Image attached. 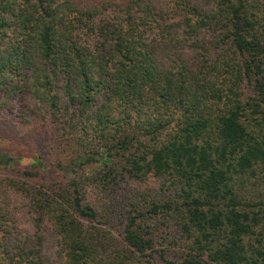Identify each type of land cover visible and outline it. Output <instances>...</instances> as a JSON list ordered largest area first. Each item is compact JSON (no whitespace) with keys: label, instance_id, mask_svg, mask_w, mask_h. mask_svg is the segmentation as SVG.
I'll return each mask as SVG.
<instances>
[{"label":"trees","instance_id":"obj_1","mask_svg":"<svg viewBox=\"0 0 264 264\" xmlns=\"http://www.w3.org/2000/svg\"><path fill=\"white\" fill-rule=\"evenodd\" d=\"M0 264H264V0H0Z\"/></svg>","mask_w":264,"mask_h":264},{"label":"rangeland","instance_id":"obj_2","mask_svg":"<svg viewBox=\"0 0 264 264\" xmlns=\"http://www.w3.org/2000/svg\"><path fill=\"white\" fill-rule=\"evenodd\" d=\"M24 226H27L28 225V219L25 217V221L24 223H22Z\"/></svg>","mask_w":264,"mask_h":264}]
</instances>
